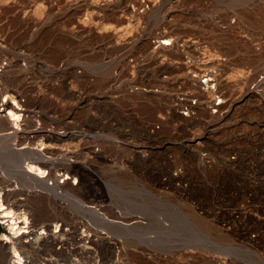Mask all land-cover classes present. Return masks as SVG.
<instances>
[{
  "label": "rangeland",
  "instance_id": "rangeland-1",
  "mask_svg": "<svg viewBox=\"0 0 264 264\" xmlns=\"http://www.w3.org/2000/svg\"><path fill=\"white\" fill-rule=\"evenodd\" d=\"M130 1L0 0V93L35 115L31 131L77 137L55 152L87 167L67 189L31 187L0 140V188L22 192L14 212L37 217L42 236L62 234L23 264H264V85L253 89L264 84V0H138L151 7L139 26ZM85 33L96 39L88 47ZM166 36L178 46L148 51ZM130 57L145 71L134 79ZM215 74L213 92L189 82ZM134 82L144 93L126 98ZM194 97L201 111L189 125L178 111Z\"/></svg>",
  "mask_w": 264,
  "mask_h": 264
},
{
  "label": "bare ground",
  "instance_id": "bare-ground-1",
  "mask_svg": "<svg viewBox=\"0 0 264 264\" xmlns=\"http://www.w3.org/2000/svg\"><path fill=\"white\" fill-rule=\"evenodd\" d=\"M70 1L71 0H69V2ZM96 1H97L96 4L106 3V7H107L113 4H117V2L120 0H113L114 3L112 2L108 3L111 0H102V1L96 0ZM72 3H73V0H72ZM127 9H128V15L131 18L130 20L133 23H135V25L137 26L141 24L142 17H145L148 14H150L149 12L151 11V7L149 5H146L144 9L138 8V0H131L129 5L127 6ZM68 10L69 8L67 9V11ZM41 12H42L41 9L37 11L38 14H41ZM118 16L125 17L126 19H128L127 13L125 11H122V13L118 14ZM102 17L108 19L114 16L106 14V15H103ZM87 30H88L87 28L83 27L79 34L84 33ZM74 33L77 34L76 32ZM79 37L80 38L84 37L87 43L86 47H88L89 45L88 42L94 43L96 41V39H93V38L91 39L89 34H86V33L83 35V37L81 36ZM140 41H141V37L129 43L128 49L138 50ZM105 44H106L105 41L96 42V45L98 47H103ZM188 44L191 45V42H188ZM117 45H118L117 48H120L122 47L123 44L119 43ZM176 46H178V43L174 41V46H173V40L172 38L168 36L160 37V38L156 37L150 40L148 44V51L150 53L156 54L159 51H167V49H170V48L173 49ZM184 47H189V46L186 45ZM126 59H127L126 64L129 67H131L133 70V75H132L133 79L136 77L135 73H138V75H142L145 72L143 65H140L138 60L134 59L133 57L126 58ZM120 66L121 67L119 68V71H118V73L120 74H117L115 76L118 80H120L123 77L121 73H123L126 70L123 63ZM7 67H11V66H7ZM74 69H76V67ZM1 72L2 70L0 69V74ZM3 72H5L6 74L5 70ZM7 72H8V69H7ZM76 73L78 75H81V72H79L78 70L76 71ZM145 77H147V75H145L144 78ZM2 78H0V86H1ZM189 82L196 90L199 89V92H202V93H204V90L206 89H208L209 92H213L216 89L218 90V82L216 81V74L215 76L214 75H209V76L199 75L198 78H194ZM196 84L198 85V88H196L197 86H194ZM263 85L264 84L257 85L253 89H256L258 91L259 89L263 88ZM145 88H146L145 85L140 84L139 82H134L131 85H127L126 87H124L123 93L126 98H133L134 94L140 95L141 93H144ZM249 92H253V90H250ZM5 94H6L5 92L0 93V140L13 153L14 155L13 158L16 161H18L16 162L17 166L15 165L14 172H17V168H18V173H20L23 176V178L31 184V187L34 185L42 186L47 182L48 179H54L57 183L52 188H55L57 192L58 190H64L65 188L67 189V187H70L71 180L73 179L77 180L79 178L81 179L85 172V168L87 167L84 168V166L81 165L80 160H76V159L70 160L69 158L73 157L72 156L73 154L71 153L55 152V151H58L57 149H60L58 146L59 142L66 141L68 139H74L77 137L64 138L63 134L58 131L50 132V130H47L45 132V131L33 129V127L36 126L35 125V121H36L35 115L30 114L29 111H26L15 100L12 103H10L8 101L9 97L6 96ZM254 94L256 95V93ZM153 95L155 96L157 95V90L155 88V85L153 89ZM180 96H183V95L180 94ZM185 97H188V96H185ZM221 106H222V99L219 95H217V99L214 100L213 103H211L210 109H213L214 114L219 113L220 115L221 110H222ZM179 108L181 110V111L180 110L178 111L179 116L181 117L184 123H187L190 125L192 121L197 120L198 118L197 112L201 111L200 109L201 103L199 104L197 99L194 97L188 101L186 106H180ZM165 122L168 123L167 120ZM29 125H32V126L34 125L32 127L33 131L29 129L30 128ZM34 132L36 133V135H33ZM84 135L86 137H89L90 133L89 134L85 133ZM37 138H40L39 143L35 142ZM87 148L89 147H83L84 150H82L81 155H83L86 162H89L90 152L88 151ZM56 156H60L61 159L58 160ZM56 160L58 161L56 162ZM57 164H59L62 167V169L61 168L55 169L56 168L55 166ZM60 166H57V167H60ZM6 184H9V183H6ZM0 185H2V183ZM8 187H12V188H8ZM4 188L5 187L0 188V227H1V230H0V264H2L1 263L2 254L4 255L2 256L4 258L2 260L6 261V264L7 263L8 264L10 263L23 264V260H22L23 258L21 257V255L25 256L24 258L28 259L30 253L34 251V249L31 250L32 247L36 243L39 244V242L43 241V239L45 240H47V238L50 239L51 241L50 245L62 244L61 242L62 234L60 232L63 231V228L61 225H60L61 227L56 226L57 228L56 231L60 234H54V233L52 234L51 231H48L49 237H45L44 235L42 236L38 232L39 230L38 224L40 223L39 222L40 220L37 217L36 218L34 217L36 214L33 215L34 214L33 213L32 216L34 218L32 217L33 219H31L30 214H28L29 215L28 217H27V214L26 215L22 214L19 216L17 213L14 212V209H20L21 207L24 206V204L23 206H21L22 205L21 202L18 201V199L20 198H18L17 193L18 192L19 194L22 193L20 191V186L14 183V184L8 185L6 189ZM37 219L39 220L38 221L39 223L36 221ZM224 228H222V230ZM35 247L36 246H34L33 248ZM83 248H80V249H83ZM86 248H85V252L89 254ZM107 248L108 249L106 250L108 251L110 247H107ZM78 251H75V252H78ZM114 259L115 257L110 258L109 261L111 262V264H114V262L118 264L119 262L118 259L117 260H114Z\"/></svg>",
  "mask_w": 264,
  "mask_h": 264
},
{
  "label": "water",
  "instance_id": "water-1",
  "mask_svg": "<svg viewBox=\"0 0 264 264\" xmlns=\"http://www.w3.org/2000/svg\"><path fill=\"white\" fill-rule=\"evenodd\" d=\"M0 230H1V227H0Z\"/></svg>",
  "mask_w": 264,
  "mask_h": 264
}]
</instances>
